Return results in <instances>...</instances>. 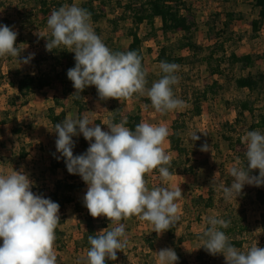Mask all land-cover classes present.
<instances>
[{
  "label": "rangeland",
  "instance_id": "1",
  "mask_svg": "<svg viewBox=\"0 0 264 264\" xmlns=\"http://www.w3.org/2000/svg\"><path fill=\"white\" fill-rule=\"evenodd\" d=\"M90 2L95 4V8H91L92 12L103 10L108 14L107 19L99 23L91 19L95 33L110 49L121 47L127 51L133 35L132 22L122 24L121 30L114 33L109 21L124 14L129 0H73V3L82 8ZM188 4L193 7L191 21L196 25V42L204 47L202 63L194 69L180 66L177 72L180 80L173 91L176 98L184 101L185 106L162 115L150 106V100L146 96L102 101L93 86L84 90L87 94H83V106H79L75 96H72L75 92L72 84L68 91L58 82L44 91H38L35 82L38 75H53L61 69L51 52L45 48V39L50 38L46 22L51 12L42 9L41 0H0V25H6L1 21L7 19L10 26L18 32L20 38L16 46L24 44L23 47L26 48L21 53L22 57L34 54L27 65L19 64L11 57L0 58V174L20 171L23 167L33 182L32 192L52 201L57 194L58 184L67 183L78 187L72 194L75 203L66 204L64 198L58 202L59 228L64 232V242L55 243L57 264H77L78 261L85 264L87 253L78 247L77 242L107 229L110 222L105 217L96 218V230L91 232L87 226V210L83 209L87 185L78 175H70L66 170H55L52 167L56 160L63 161L64 158L56 152V122L50 113L51 107H56L59 123L72 113L74 116H87L94 124L100 125L103 131H109L106 126L109 121H126L129 114L139 109L142 121L162 123L169 129L164 149L170 157V163L179 160V154L172 149L170 142L176 134L184 139V146L192 153L190 158L194 173H185L182 168L168 182L172 188L180 186L183 193L178 201L180 218L175 226L158 237L148 222L136 217L121 221L125 225L128 245L123 252L117 253L116 264H158L156 252L166 248L175 250L179 257L178 264H203L205 261L209 264H226L223 255H216L209 260L211 255L200 248L202 244L199 235L207 227L206 217L218 216L219 213L198 206L196 202L200 196L207 197L210 188L231 177L229 170L237 159L242 162L241 166L246 164L247 146L242 138L245 131H262L259 123L260 115L263 114L261 109L264 107V96L260 103L251 98V106L245 118L239 125L236 124L238 116L233 105L236 100L249 97L251 92L239 90L235 79L247 72L243 73L238 66L231 68L228 65H223V70L218 72L216 59L224 52L228 57L233 52L239 55L264 56V20L260 33L256 36L253 33V20L258 17V10L254 8L253 0H188ZM239 13L245 15L243 20L234 18ZM140 35L147 37L144 52L149 75L147 87H150L152 82L163 75L159 69L160 49L164 45L179 43L181 35L173 37L163 34L160 20L157 33L150 34L147 26H144ZM181 55H189V52H181ZM65 65L69 67L67 63ZM257 69L264 72V60L257 63ZM26 75L30 77L28 85L33 90L28 104H25L18 89L11 85ZM215 84L220 87L218 95L202 101L201 116L193 115L194 93ZM55 97L59 98L61 106L57 107ZM145 105L148 107L145 108ZM194 133L200 139L192 142L190 138ZM73 141L74 156L87 151L89 142L82 134L73 137ZM204 143L211 146V152L200 151ZM252 173L259 174L258 170ZM145 179L149 189L162 185L158 171L154 170ZM263 199L264 186L249 185L244 186L237 200L233 199L237 210L244 214L248 227L241 238L246 241L245 250L254 243L258 247L264 244ZM151 244L155 246L151 248ZM201 254L204 255L203 259Z\"/></svg>",
  "mask_w": 264,
  "mask_h": 264
},
{
  "label": "clouds",
  "instance_id": "2",
  "mask_svg": "<svg viewBox=\"0 0 264 264\" xmlns=\"http://www.w3.org/2000/svg\"><path fill=\"white\" fill-rule=\"evenodd\" d=\"M46 31L50 34L45 39L46 51L61 49L74 53L75 66L68 69L67 78L75 89L72 96L77 99H83L80 94L94 86L102 101L146 96L150 106L162 115L185 106L173 91L180 80L179 65L162 61L159 69L163 75L147 87V72L142 68L140 55L136 51L110 50L95 33L87 9L73 3L52 10ZM17 36L12 27L0 25V58L11 57L27 65L34 54L22 57L26 48L24 44L16 46ZM126 123L109 121V131H103L87 116L69 113L62 122L54 124L56 152L64 158L68 173L78 175L87 185L83 204L88 213L93 219L105 217L110 222L107 229L88 236L90 248L85 264L117 260V253L128 245L121 221L136 217L148 222L159 237L180 218L178 201L183 197L182 190L168 183L173 175L169 170L170 157L164 149L169 129L162 123L141 121L133 131ZM81 134L89 147L85 153L74 156L73 137ZM199 139L196 133L190 138L192 142ZM242 139L247 146L246 164L241 166L237 159L229 170L232 183L219 186L226 201L237 200L245 185L264 186V134L259 130L245 131ZM200 151L211 152V146L204 143ZM154 170L158 171L162 185L149 189L145 177ZM256 170L259 174L252 175ZM32 187L23 167L0 174V264H57L55 233L60 224V206L50 198L34 194ZM206 223L200 248L208 254L223 255L226 264H264V248L257 243L246 251L231 244L221 230L230 226V220L210 215ZM156 257L158 264L179 261L171 248L161 249Z\"/></svg>",
  "mask_w": 264,
  "mask_h": 264
},
{
  "label": "trees",
  "instance_id": "3",
  "mask_svg": "<svg viewBox=\"0 0 264 264\" xmlns=\"http://www.w3.org/2000/svg\"><path fill=\"white\" fill-rule=\"evenodd\" d=\"M227 1V0H222ZM254 8L258 10V18L253 21V33L257 36L260 33L262 21L264 20V0H253ZM64 4H73V0H41L42 9L52 12L54 9H58ZM122 5V3H120ZM91 13V19L99 23L102 20L107 19L108 14L103 10H98L95 12L91 11V8H95L93 2L88 3L84 6ZM193 7L188 4V0H129V4L125 7V12L120 17L111 19L110 25H112V30L114 33L119 32L122 28V24H126L128 21L132 22L133 25V35L131 43L127 51H124L121 47H112L110 50L113 52H128L136 51L142 62V68L146 70L147 76L148 70L146 66V55L144 52V43L147 40V37L140 35L141 30L144 26H147L150 34L157 33V24L158 21H161L163 34L178 36L181 35L179 43L173 45H164L160 49L159 60L160 62L165 61L168 63H175L179 66H190L193 69L198 67L202 63V54L204 52V47L196 42L195 31L196 25H193L191 21V14ZM245 15L239 13L234 15V18L238 21L243 20ZM4 22L7 26H10L9 21L6 19ZM229 26V24H226ZM20 38V36H19ZM17 36V40H19ZM16 40V42H17ZM188 51L189 55H181V52ZM51 55L54 57L56 63L61 67L60 71H55L52 74H40L35 78L36 86L38 91H44L45 89L52 86L53 83L58 82L63 85L66 91L69 90V85L72 82L67 78V71L70 68L75 66L74 53H69L67 51H61V49H54L51 52ZM217 60L218 65L216 70L218 72L222 71L223 65H228L231 68L240 67L243 73L241 76L235 79V85L239 90H248L250 91L249 97L245 99H238L234 103V108L237 112V121L236 124H240L242 119L245 118V114L249 111L251 106V98L255 99V102L260 103L262 97L264 96V72L256 70L257 63L264 60L262 55H239L236 52H233L229 55L226 52L223 53ZM65 63L69 65L66 67ZM214 70V69H213ZM30 80L29 76H23L18 81L11 83L12 86L16 87L20 92L23 99H25V104L29 103V97L32 95L33 90L29 87L28 82ZM219 84H215L212 87L206 88L204 90H199L194 93V106L195 110L193 115L201 116L203 111L201 108V103L207 98L215 97L219 93ZM83 94L87 93L84 91L80 95L83 98ZM76 103L79 106H83V99H77L75 97ZM55 103L58 106H61L59 103V98L55 97ZM261 111L263 114L260 115V127L261 132L264 134V107ZM50 113L54 117L56 123H59V116L57 115L56 107L50 108ZM126 126L129 129H135V126L142 121L140 111L129 114L127 117ZM4 124H7L4 123ZM171 147L174 151L178 152L179 160L171 162L170 172L173 175L180 169H184L185 173H194V168L191 166V151L188 147L184 146V139L176 134L171 138ZM74 149V148H73ZM83 154V153H81ZM80 155V154H79ZM52 167L55 170L63 169L67 171L65 161L56 160ZM253 174V173H251ZM172 175V176H173ZM233 178H227L224 183H219L218 185L210 188L209 194L207 197L200 196L196 202L198 206H204L207 210H216L218 211V217L225 220H230V226L227 229H221L229 237L231 244L238 249L243 251L245 250L246 241L243 236L246 234L248 227L246 225V220L244 214L241 211H238L234 201H226L223 198L222 192L219 188L220 185L229 186L232 183ZM78 187L75 185H69L67 183L57 185V194L54 197V202L58 203L60 199L64 198L66 204L75 203V198L72 194L77 190ZM264 204V199L262 201ZM82 208V205H80ZM83 209L87 210L85 206ZM87 226L91 232H95L96 225L95 219H93L88 213ZM61 224V223H60ZM59 224V226H60ZM56 229V240L55 243L61 244L64 242L63 235L64 232L60 228ZM208 227V225H207ZM206 227V228H207ZM202 234L199 235L201 238ZM201 242V239H200ZM77 245L80 249L86 251L90 248L88 243V238L82 239L77 242ZM155 245L151 244L150 247L153 248ZM264 248V244L260 246ZM204 255L201 254L203 259ZM215 256H210L209 260ZM107 264H116L115 261H107ZM203 264H209L205 261Z\"/></svg>",
  "mask_w": 264,
  "mask_h": 264
},
{
  "label": "crops",
  "instance_id": "4",
  "mask_svg": "<svg viewBox=\"0 0 264 264\" xmlns=\"http://www.w3.org/2000/svg\"><path fill=\"white\" fill-rule=\"evenodd\" d=\"M257 18H258V17H257ZM257 18H256V19H257ZM254 20H255V19H254ZM254 20H253V21H254Z\"/></svg>",
  "mask_w": 264,
  "mask_h": 264
}]
</instances>
